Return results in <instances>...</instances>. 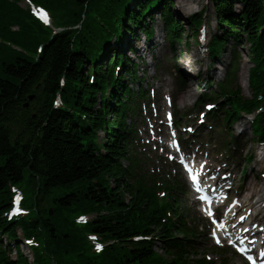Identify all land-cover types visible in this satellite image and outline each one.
Wrapping results in <instances>:
<instances>
[{"label":"trees","instance_id":"trees-1","mask_svg":"<svg viewBox=\"0 0 264 264\" xmlns=\"http://www.w3.org/2000/svg\"><path fill=\"white\" fill-rule=\"evenodd\" d=\"M34 1L47 7L63 29L54 33L42 25L21 0H0V264H31L21 250L20 229L46 242L48 259L36 249L34 264H212L191 258L199 253L192 240L199 233L182 217L171 220L154 188L133 180L126 164L132 161L129 138L136 132L130 123L135 100L130 80L137 72L129 55L111 44L115 38L122 43L123 31L134 33V26L153 33L144 16L154 20L157 14L170 42L181 43L186 29L171 8L173 0ZM209 3L220 29L210 54L220 57L230 41L235 48L248 43L255 95L264 86V0ZM205 11L190 19L194 37ZM117 63L122 66L115 77ZM90 74H95L92 80ZM59 92L64 106L55 108ZM234 93L237 99L228 98V121L240 116L238 109L257 105L254 97ZM11 185L25 187L27 214L8 220ZM173 202L177 208L176 196ZM79 210L97 215L80 226ZM86 233L108 242L101 254L91 251ZM158 243L166 256L157 251Z\"/></svg>","mask_w":264,"mask_h":264},{"label":"rangeland","instance_id":"rangeland-1","mask_svg":"<svg viewBox=\"0 0 264 264\" xmlns=\"http://www.w3.org/2000/svg\"><path fill=\"white\" fill-rule=\"evenodd\" d=\"M176 2V5L173 8L174 12H177L175 14L178 15V17H180L182 19V23L186 29V33L184 34V39L183 41L180 43V47H181V51L182 54H185V49H187V54L189 55H193L194 58H199V61H202V69L204 70L203 72H201L198 76H194L191 77L189 76V74L183 75L185 77V81H184V88H180L179 86H177L176 83V79H175V74L171 73L170 70V60L173 57V51L171 50V46L168 44L167 39L165 38V35L167 34V30L166 27L164 26L163 23V19L160 17V15H156L155 19L152 20V23H150V19H146L147 23H150L154 29L156 30V36L153 39V42L155 43L154 45H152V48L147 45L144 44L145 42V33L142 32L141 30L137 29L136 32V36L138 37V39H136L135 36H130L129 33H127L126 35H123V39H122V43H115V39L113 40L111 46L113 47H121L123 49L126 48V52L128 55H130V58L137 63V69L139 71L140 76L145 78V85L146 87H155L157 88V91L159 93V99H163L162 94L163 93H167L172 91V93L177 92V99L179 98L180 94L185 93L187 91H190L191 89L195 90V94L190 96L189 99H187L186 104H182L181 101L177 102V110L178 112H184V110L186 111H191V109L196 108V105H194V101L196 98H198L200 96V94L204 93V94H208L209 92V87L214 88L215 84L222 81L225 77L226 74V68L228 67L230 60H231V56H232V49L234 48L232 45L234 42L230 41L228 43V45L226 46V48L223 50L221 56L217 59V61L215 62V64L213 63L212 67L210 69L207 68V65L210 62V59L206 56V54H200V48L197 46L196 44V38H194L193 36H189L192 35L191 29L189 28V22L190 19H187L188 16L193 13H196L197 11L201 10L204 6H207V11L209 13V16L207 17V22L208 24V40H210L214 34H218L220 33V29L218 26V20H217V16L215 13V10L213 8V6L209 3H207V0H174ZM21 3L23 6L27 5V2L25 0H21ZM187 4L188 7L184 6V4ZM135 5V2L134 4ZM236 6V12H239V9L241 8V4L236 2L235 3ZM192 7H194V9H192ZM134 8H136V5L134 6ZM130 40V44H132L133 46H135L137 52H132V50L127 49L128 46V42H125V40ZM185 42H186V46H185ZM239 53L241 54L242 57V62L240 65V72H239V82L243 87V92L245 94V97H249L251 91L249 90L248 87V72L250 67L252 66V62L249 61L248 57H247V53L249 52V45L248 44H240L239 45ZM194 52V53H193ZM152 55H154L152 57ZM142 56V58H144V62L142 63L141 59H139L138 57ZM109 58L113 57L112 52H110L108 54ZM191 58H184L183 62H186V64H189V62ZM156 60L159 61V64H157L158 62H156ZM182 62V64H183ZM185 66V65H184ZM187 68V67H186ZM134 86L136 85V83L133 84ZM145 116L142 117V119H144ZM196 119V118H195ZM146 120V119H145ZM183 121L185 122V119H183ZM144 122V121H143ZM142 122V123H143ZM140 127H142L140 125ZM234 130L235 133L238 135L239 140H242L241 144H243V142L245 141V139H252L253 135L251 133V126H250V121L245 120V118H241L239 120V122H237L234 125ZM144 131V129L142 128L140 131V134H142V132ZM101 135H103V133H101ZM103 138V136H101ZM203 139L206 143L207 138H205V136H203ZM212 141L214 143H218L219 142V137L216 135L212 136ZM253 142H255V144H251V151L256 150L257 147V143L255 140H253ZM207 145V143H206ZM214 149H216V145H213ZM150 157L151 159L155 162V164L157 165H162V161L161 160H157L156 155H155V150L154 147H152V150H150ZM218 151H215V154H217ZM239 166V170L241 169V167H243L242 165V161L238 163ZM168 165V164H167ZM258 168L260 167L259 165L257 166ZM232 179H234V177H232ZM254 181V177L250 180V185L252 186V183ZM239 183V180H236V184ZM257 187H259V185H257ZM96 215L97 213L94 212ZM192 215L194 217L198 218L199 222L205 221V219H203L202 217H200L198 214V212L193 211ZM90 218V216H87V219ZM199 243L201 244V253H211L210 251V245L207 243V237L206 236H202L199 240ZM12 249L14 250V252L16 251V247L14 244H12ZM22 250L24 251V253L26 252V248H23V246H21ZM157 250L159 252H162L160 248L157 247ZM13 255H15V253H13ZM31 258V255H28Z\"/></svg>","mask_w":264,"mask_h":264},{"label":"bare ground","instance_id":"bare-ground-1","mask_svg":"<svg viewBox=\"0 0 264 264\" xmlns=\"http://www.w3.org/2000/svg\"><path fill=\"white\" fill-rule=\"evenodd\" d=\"M183 1H186V0H183ZM184 6H186L187 8H190V7H188L187 6V4L185 3L184 4ZM192 9H194V7H192ZM198 61L196 60L195 61V63H197ZM187 63V61L186 62H184V65ZM199 72V69H195V71L193 72V74L194 75H196L197 73ZM196 92H195V90H193V89H191L190 91H187V92H185V93H183L182 95H181V97L179 98V100L181 101V103L182 104H186V102H187V99H189L190 98V96H192V95H194ZM184 102V103H183ZM251 203H253V204H256L257 202H254V201H251V202H248V205L249 206H251ZM252 207V206H251ZM257 210H259V209H256V211ZM256 212L254 213V214H252V216H251V218L254 220H256L257 219V217H256ZM263 219V218H262Z\"/></svg>","mask_w":264,"mask_h":264},{"label":"snow or ice","instance_id":"snow-or-ice-1","mask_svg":"<svg viewBox=\"0 0 264 264\" xmlns=\"http://www.w3.org/2000/svg\"><path fill=\"white\" fill-rule=\"evenodd\" d=\"M36 14L39 16L40 19L44 20L45 22H48L47 13L43 9H40ZM209 107H211V106H209ZM209 215H212V213H209ZM81 219H83V218H81ZM217 243H219L218 238H217Z\"/></svg>","mask_w":264,"mask_h":264}]
</instances>
